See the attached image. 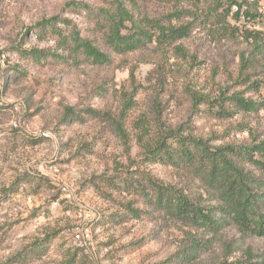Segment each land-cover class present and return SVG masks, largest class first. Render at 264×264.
Masks as SVG:
<instances>
[{"label":"rangeland","instance_id":"rangeland-1","mask_svg":"<svg viewBox=\"0 0 264 264\" xmlns=\"http://www.w3.org/2000/svg\"><path fill=\"white\" fill-rule=\"evenodd\" d=\"M123 1L152 17L178 10L180 17L171 22H189L190 34L171 46L152 42L128 53L115 52L97 35L104 63L85 59L42 66L18 50L54 47V37H37L36 25L50 18L60 25L67 18L81 35L93 38L83 7L72 4L102 0H0V264L260 261L264 235L241 233L230 221L213 234L167 220L150 203L107 181L144 169L217 205L189 173L143 163L133 136L142 124L151 131L181 126L184 134L211 146L264 141V107L234 108L228 117L216 113L225 88L226 94L238 91L250 102L264 101V0H247L239 16L232 15L236 6L229 14L209 13L193 0ZM246 6L253 17L245 14ZM126 96L131 103L121 115ZM64 106L98 108L100 114L67 121ZM120 122L130 135L128 146ZM248 170L264 179L260 171ZM128 202L140 211L132 213ZM85 228L83 249L73 234Z\"/></svg>","mask_w":264,"mask_h":264},{"label":"trees","instance_id":"trees-1","mask_svg":"<svg viewBox=\"0 0 264 264\" xmlns=\"http://www.w3.org/2000/svg\"><path fill=\"white\" fill-rule=\"evenodd\" d=\"M193 1L206 5L205 10L209 13H218L219 9H223L226 14H229L231 7L236 6L232 15L238 16L242 5H249L247 0ZM257 1L254 0V3ZM72 5L83 7L87 22L90 24L88 30L93 38L81 35L76 24L67 18H62L60 25L55 18L45 19L36 25L37 37L39 39L54 37V47H34L29 50L19 48L23 58L42 66L63 61L76 62L75 64L78 65L85 59L102 64L107 56L97 45L99 44L97 35L100 43H105L115 52L128 53L141 50L152 42L157 47L171 46L176 41L186 38L191 31L189 22H171L172 18L180 17L178 10L162 17H152L136 13L123 0H102L99 5L85 2ZM248 7L245 8V14L253 17L252 12L246 10ZM249 34L255 42L260 40L258 34ZM174 48L179 52L183 49L178 44L174 45ZM227 89L222 91L223 96L218 103L219 109L216 113L220 117L231 116V109L234 108L250 111L264 107V101L250 102L240 96L238 91L226 94ZM201 100L206 99L201 98ZM126 101L121 115L131 103V97L126 96ZM99 114L98 108L76 109L75 106H64L63 118L67 121L69 119L78 121L95 119ZM121 126V122L117 124L119 134L128 146V142L131 141L130 135ZM137 127L139 131L133 137L136 139L143 163H162L179 172L189 173L193 182L195 179L201 182L207 194L217 202V205L209 206L203 199L186 191L183 186L155 178L144 169H135L129 174L120 173L117 182L107 181L109 184L114 183L112 184L114 188L138 196L145 203H150L161 213L162 218L197 230L202 229L203 232L215 234L222 226V221H230L241 233L264 235V179L252 176V172L248 170V167H251L264 174V141L250 146L241 144L211 146L207 139L184 134L181 126L164 131L158 129L151 131L143 128L142 124ZM131 203L128 202L129 210L137 214L140 210L132 207ZM217 213L219 215L215 217ZM187 256L189 253H183L181 260ZM72 263L71 260H67L63 264ZM222 264H264V258L258 262L246 263L237 260Z\"/></svg>","mask_w":264,"mask_h":264},{"label":"built area","instance_id":"built-area-1","mask_svg":"<svg viewBox=\"0 0 264 264\" xmlns=\"http://www.w3.org/2000/svg\"><path fill=\"white\" fill-rule=\"evenodd\" d=\"M78 215H79V216H84V217H86L88 214L85 213V212H81V211H79V212H78ZM87 235H88V228L83 229L82 232H77V233H74V234H73L74 241L76 242L77 246H79V247H81V248H83V249H86L85 244H84V242H83V239H84V237L87 236ZM84 247H85V248H84Z\"/></svg>","mask_w":264,"mask_h":264}]
</instances>
